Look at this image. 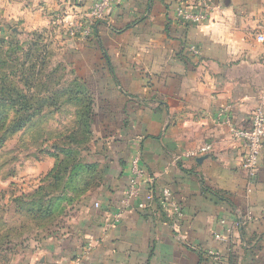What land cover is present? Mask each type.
Listing matches in <instances>:
<instances>
[{
  "label": "crops",
  "instance_id": "1",
  "mask_svg": "<svg viewBox=\"0 0 264 264\" xmlns=\"http://www.w3.org/2000/svg\"><path fill=\"white\" fill-rule=\"evenodd\" d=\"M95 1L0 0L2 39L19 29L45 31L55 40L63 67L92 94L95 136L81 149L82 163L95 171L80 176L89 188L66 186L68 173L60 181L47 178L57 163L52 157L43 174L36 163L19 175L22 186H34L33 194L6 200L16 215L39 189L50 190L49 207L31 224L17 225L22 238L14 260L264 264V146L249 192L245 150L231 134L232 127L249 128L264 93V0H212L213 11L198 25L175 12L180 5L198 11L201 0H118L88 26L83 16ZM62 14L88 33L69 37L57 20ZM207 145L208 153L190 156ZM137 155L149 180L114 225ZM164 188L181 208L177 222L171 207L159 204ZM138 203L146 208L138 210ZM91 240L97 244L84 254ZM3 241L4 252L14 251L11 240Z\"/></svg>",
  "mask_w": 264,
  "mask_h": 264
},
{
  "label": "rangeland",
  "instance_id": "2",
  "mask_svg": "<svg viewBox=\"0 0 264 264\" xmlns=\"http://www.w3.org/2000/svg\"><path fill=\"white\" fill-rule=\"evenodd\" d=\"M56 46L45 31L13 29L6 39L0 35V140L8 139L0 147V264H17V241L22 236L15 229L21 222L29 225L35 221L26 213L16 215L12 207H6V200L9 202L22 192L33 194L34 184L22 186L19 180L23 177L19 175L36 163H41L42 174L47 170L46 161L54 158V153L44 151L45 146L81 156L85 144L95 140L92 94L74 73L63 67L64 60L55 51ZM22 101L42 108V117L12 136L11 126L22 114ZM85 122L86 130L82 127ZM14 175V181H1ZM3 237L11 240L14 251L4 252Z\"/></svg>",
  "mask_w": 264,
  "mask_h": 264
},
{
  "label": "built area",
  "instance_id": "3",
  "mask_svg": "<svg viewBox=\"0 0 264 264\" xmlns=\"http://www.w3.org/2000/svg\"><path fill=\"white\" fill-rule=\"evenodd\" d=\"M118 0H96L92 6L85 12L83 18L87 21L88 26H92L96 21L103 18L105 10L114 2ZM212 0H201L198 11L191 10V7L180 5L176 9V16L181 18L186 24L198 25L205 22L208 19L210 12L213 11ZM61 27H65L69 31L71 37H76L77 35H85L88 33V29L84 27L81 22H76L71 19L68 15L62 14L57 17ZM85 28V29H84ZM190 52L193 56L199 58V51L192 46ZM231 134L237 140H240L243 144L245 154L242 163V169L245 171L248 177L249 192L251 187L255 184L259 163L263 152L264 146V93L259 99V102L255 109L251 113L250 125L247 129L241 128H231ZM210 146H204L197 151L190 152L191 157H197L200 154L204 155L210 151ZM140 156L137 155L133 158L129 165V179L128 188L125 192V199L122 201V205L117 209L114 215V225L118 224L123 218L124 214L130 207V201L132 199H138L140 195V185L148 178L146 170L141 166ZM159 204L163 210L167 211L168 207L171 208V215L176 220H180L183 216L181 208L172 202L171 194L168 189H162L160 191ZM97 207V205H95ZM138 210H143L146 206L143 203L137 204ZM175 227V226H174ZM173 227V228H174ZM97 241H92L87 243L83 253H90Z\"/></svg>",
  "mask_w": 264,
  "mask_h": 264
},
{
  "label": "trees",
  "instance_id": "4",
  "mask_svg": "<svg viewBox=\"0 0 264 264\" xmlns=\"http://www.w3.org/2000/svg\"><path fill=\"white\" fill-rule=\"evenodd\" d=\"M19 111L22 112V114L17 117V122L13 123L11 126V131L10 134H16L15 132H20L22 129H24L28 124H31L39 115L42 114V108H34L33 106L28 105L26 102H21L19 105ZM85 108V111L87 114L89 113V107L88 104ZM30 110H33L32 112ZM88 117V116H87ZM87 123L82 124V127L84 130L87 129ZM85 127V128H84ZM87 134V131H85ZM9 134V135H10ZM87 136V135H86ZM8 140V139H7ZM7 140L3 139L0 140V147L2 143L6 142ZM3 143V144H4ZM54 149V158L56 159L57 163L54 167V169L47 175V178H52L55 181H60L63 176H65L67 173L70 175V179L66 183V186H70L72 188H79V189H87L91 185L90 183L86 184L83 183L84 181H81L80 176L82 174V171L87 172L88 175H92L95 173L93 171L92 166L89 165H84L82 163L81 156L78 154H71L69 150H59L58 148H53ZM58 156V158H57ZM84 185V186H83ZM87 187V188H86ZM50 190V187H46V189H39L37 194L35 196L37 198H34L35 196L33 195L34 199H29V203L24 205L23 207L17 208V211L19 213H22L23 211L26 214H30L29 216H32L33 218L36 216L39 211H42L43 208L46 209L49 207V203H46L44 200V197L46 196V193H48ZM42 219H48L47 216H43ZM35 220V219H34ZM7 238H4V240Z\"/></svg>",
  "mask_w": 264,
  "mask_h": 264
}]
</instances>
